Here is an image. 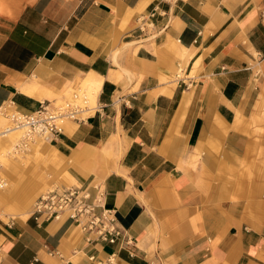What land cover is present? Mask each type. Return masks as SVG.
<instances>
[{
	"label": "crops",
	"instance_id": "crops-1",
	"mask_svg": "<svg viewBox=\"0 0 264 264\" xmlns=\"http://www.w3.org/2000/svg\"><path fill=\"white\" fill-rule=\"evenodd\" d=\"M81 85L94 114L66 121L12 174L33 160L51 170L23 202L1 204L20 220L0 221V264H264L254 0H0V108L34 111L70 88L78 101ZM77 182L100 186L116 211L115 243L88 242L67 215L27 217L40 189Z\"/></svg>",
	"mask_w": 264,
	"mask_h": 264
},
{
	"label": "built area",
	"instance_id": "built-area-1",
	"mask_svg": "<svg viewBox=\"0 0 264 264\" xmlns=\"http://www.w3.org/2000/svg\"><path fill=\"white\" fill-rule=\"evenodd\" d=\"M154 16L155 11L140 17V28L145 30L149 27L150 19ZM77 109V105L70 103L54 106L51 101L42 102L36 110L30 112L22 111L16 106L15 110L7 113L11 123L8 128L21 127L24 130L23 138L16 147L26 149L35 135L52 143L56 142L63 133L60 123L65 118H74L78 113ZM6 185L7 179L3 176L0 165V188ZM99 187L84 184L49 190L36 200L31 215L37 221L45 222L68 212L67 218L74 222L88 242L95 238L115 243L124 232L118 225L116 211L106 207L104 194ZM104 264H114V259L110 257Z\"/></svg>",
	"mask_w": 264,
	"mask_h": 264
},
{
	"label": "bare ground",
	"instance_id": "bare-ground-1",
	"mask_svg": "<svg viewBox=\"0 0 264 264\" xmlns=\"http://www.w3.org/2000/svg\"><path fill=\"white\" fill-rule=\"evenodd\" d=\"M142 17V16H141ZM151 26V25H149ZM152 27V26H151ZM116 60V59H115ZM47 101H50V100H47ZM45 102V101H44ZM53 103L54 106H61V105H65L66 103H70V104H74V105H77L78 109H77V114L74 118H65L62 120V122L60 123V128L61 130L63 129L62 125L66 122V121H72V122H76L78 123L79 121L81 120H84L86 117L94 114L95 112V109L96 107L94 108H90L88 106H84L83 104H80L77 100H62L61 102L60 101H51ZM7 106L9 107H12L14 108L15 104L13 103H7L6 104ZM4 105V106H6ZM2 106L1 108H3V111L2 113L6 116H3L1 114V116L4 118L5 120V124L3 126L0 127V159L2 158V162L6 165H14V163L19 160L21 157H24L26 156L32 149L33 147V151L36 152L37 150H40L39 147L41 144V141L44 142V143H48V144H52V142L46 140L44 137L42 136H38V135H35L33 136V138L31 139V141H29L27 147H28V152L24 153L23 151L25 149H19L16 147V145L22 140L23 138V132L24 130L21 128V127H10L8 128L9 126H11V123H10V120L9 118L7 117V113H10L12 111H8V109L6 107ZM0 108V109H1ZM83 114V116H82ZM9 121V125L7 123V119ZM78 121V122H77ZM119 138V137H118ZM32 142V143H31ZM26 147V149H27ZM121 150V149H120ZM21 152H23L25 155H23ZM21 153V154H19ZM40 153V151H39ZM14 154H18V155H14ZM49 154V157L50 159H55V155L53 154ZM22 160V159H21ZM0 161V162H1ZM2 174H3V171H2ZM4 176V174H3ZM5 177V176H4ZM6 178V177H5ZM74 185H78V184H73V185H69V186H57L55 188H59V187H71V186H74ZM8 186V180H7V185L4 187V188H0V205L1 204H7L9 203V200H10V195H8L7 191H6V187ZM79 186V185H78ZM96 186V185H95ZM55 188H52V189H55ZM50 189V190H52ZM49 191V190H48ZM47 192V191H46ZM46 192L42 193V194H45ZM26 191L24 193V191L22 193H20L19 195H17V197H21V202H23L24 200V197L26 196ZM40 194L34 201V204L36 203V200L42 195ZM21 195V196H20ZM15 203V202H14ZM34 204H33V208H34ZM33 208H32V211H33ZM15 212V211H14ZM5 213L6 214H11L12 211L10 209H8L7 211H4L3 213L0 214L1 217H4V218H7L5 216ZM32 214V212H31ZM68 212H64L62 214H60L58 217H60L61 215H67L68 216ZM20 218V217H19ZM80 230V229H79ZM81 231V230H80Z\"/></svg>",
	"mask_w": 264,
	"mask_h": 264
},
{
	"label": "rangeland",
	"instance_id": "rangeland-1",
	"mask_svg": "<svg viewBox=\"0 0 264 264\" xmlns=\"http://www.w3.org/2000/svg\"><path fill=\"white\" fill-rule=\"evenodd\" d=\"M254 2H256V6H260V8H261V10H262V12H263V14H264V0H254ZM172 77H176V72H174L173 74H172ZM79 87H81V89H79L78 91H77V93H78V96H79V98H78V102L81 104V102H80V100H82V103H83V105H85V103H84V101H83V99H84V97H85V95H86V88L85 87H83L82 85L81 86H79ZM75 90H74V88H70V89H68L65 93H63V94H61V97H60V99L59 100H70V99H72V97L69 99L68 98V95L70 94V92H74ZM72 94V93H71ZM75 94V93H74ZM85 94V95H84ZM73 96V99H75L76 97H75V95H72ZM53 101H57L56 99H54ZM60 101V102H61ZM53 104V103H52ZM4 107H6L7 109H8V111L10 112V111H12L13 109H15V107L14 108H12V107H9V106H4ZM2 111H3V108H1L0 109V115L2 114L3 116H5L3 113H2ZM82 116H83V114H82ZM6 117V116H5ZM7 119V118H6ZM7 123H8V125H9V121H8V119H7ZM117 140H118V137L117 136H112L111 138H109L108 140H107V145L110 147V145L112 144V145H116V142H117ZM32 143V142H31ZM53 144V143H52ZM29 147V146H28ZM28 147H27V149H25L23 152L24 153H26V152H28ZM116 149L114 148V151H115ZM117 151V150H116ZM23 152H21L23 155H25ZM21 153H19V154H21ZM30 153V152H29ZM28 153V154H29ZM27 154V155H28ZM39 154H42V153H39ZM14 155H18V154H14ZM26 155V156H27ZM44 155V154H43ZM25 158V156L24 157H21L19 160H23ZM115 159H116V162H118L119 161V159H120V155L119 156H116L115 157ZM2 160V158L0 159V161ZM19 160H17L15 163H14V165H6V164H4L2 161L0 162V165H1V172L3 171V174H4V176L6 177V179L8 180V186L5 188L6 189V191H7V193H8V195H10V197L11 196H16L17 197V195H19L20 193H22L23 191H24V188H27V187H31L32 185H42V183H43V181L44 180H46V178H47V173H49L51 170H49V168H48V166L46 165V164H44V163H42L41 161H39V160H33V161H30V162H25V164H24V166H23V168L21 169V172H20V174L18 175V179L20 180L19 182L20 183H22V185H23V187H20L19 186V183L18 182H15V181H17L18 179L17 178H14L13 176H12V174H14L17 170H19L18 169V165H19ZM55 185L53 186V187H47L46 189H40L39 190V193L37 194V196L33 199V201L31 202V204H30V206L28 207V209H27V211H28V216L27 217H29L30 215H31V212H32V208H33V204H34V201H35V199L40 195V194H42V193H44V192H46V191H48V190H50V189H52V188H55V187H57V186H66V184H58V183H54ZM74 184H78V185H81L79 182H77V183H74ZM87 184H89V183H87ZM93 184H99V181H94L93 182ZM8 210V205L7 206H1L0 205V214L1 213H3L4 211H7ZM15 214L16 213H11V214H6L5 213V216L7 217V218H4V217H1L0 216V221L2 222V220H4V221H9V220H11V219H16V220H20V219H17L18 217H15Z\"/></svg>",
	"mask_w": 264,
	"mask_h": 264
}]
</instances>
